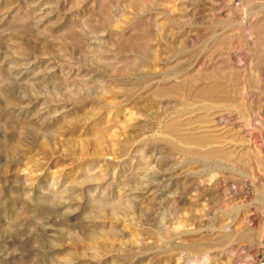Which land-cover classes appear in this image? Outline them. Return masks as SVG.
Here are the masks:
<instances>
[{
  "label": "rangeland",
  "instance_id": "374dc122",
  "mask_svg": "<svg viewBox=\"0 0 264 264\" xmlns=\"http://www.w3.org/2000/svg\"><path fill=\"white\" fill-rule=\"evenodd\" d=\"M0 264H264V0H0Z\"/></svg>",
  "mask_w": 264,
  "mask_h": 264
}]
</instances>
